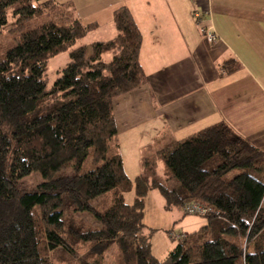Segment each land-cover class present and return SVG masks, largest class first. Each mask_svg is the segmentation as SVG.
Segmentation results:
<instances>
[{
  "label": "trees",
  "instance_id": "1",
  "mask_svg": "<svg viewBox=\"0 0 264 264\" xmlns=\"http://www.w3.org/2000/svg\"><path fill=\"white\" fill-rule=\"evenodd\" d=\"M70 4L26 30L61 3L0 0V34L15 40L6 51L0 44V264H107L114 245L113 264H264V152L219 122L145 156L130 179L121 153L110 152L119 146L115 100L148 82L142 32L121 5L115 37L88 45L98 23ZM64 52L70 61L49 86V62ZM160 161L176 186L157 177ZM71 165L77 173L55 176ZM33 172L41 182L23 186ZM153 190L166 210L207 209V223L180 233L165 259L153 254L155 230L144 222Z\"/></svg>",
  "mask_w": 264,
  "mask_h": 264
},
{
  "label": "crops",
  "instance_id": "2",
  "mask_svg": "<svg viewBox=\"0 0 264 264\" xmlns=\"http://www.w3.org/2000/svg\"><path fill=\"white\" fill-rule=\"evenodd\" d=\"M121 5L142 32L140 61L148 82L115 100L119 141L136 144L139 153L156 151L226 122L264 152V0H108V17L85 23L99 27L106 19L114 26ZM201 25L219 39L207 41ZM152 194L145 199L146 225ZM206 223L201 217L184 227Z\"/></svg>",
  "mask_w": 264,
  "mask_h": 264
},
{
  "label": "rangeland",
  "instance_id": "3",
  "mask_svg": "<svg viewBox=\"0 0 264 264\" xmlns=\"http://www.w3.org/2000/svg\"><path fill=\"white\" fill-rule=\"evenodd\" d=\"M66 1H71L70 9H72V11L78 17H80L84 23L90 21L91 18L94 17L106 18L108 17V13L111 12L109 9L106 10V6H104V3H106L108 0H56V2L61 3V8H62L61 11L60 9L57 10V12L52 10L50 12H45L44 14L38 17L29 19L28 21H26L25 29L30 30L36 27L37 25H40L46 21L51 20L54 17H57L55 16L56 13L65 14ZM13 24H14V20L11 21V25L8 26L7 28H10ZM112 32L114 34L115 33L117 34V30L115 26H113L110 21H106V19H104L102 25H100L98 29L91 31L88 34V36L84 38L83 41L86 44L91 45V43L95 40H108L111 38ZM12 36H13L12 34H8V33L0 34V44L2 47V51H6L14 45L15 40L13 39ZM106 57L107 59L111 58L110 55H107ZM69 61H70V57L68 52L61 53L50 60L48 74H47L49 86L53 84L55 79L59 76V71ZM118 143L119 146H114L110 153H113L114 151H119L121 153L126 174L130 179L135 180L136 177L142 171L143 158H145V156H151L156 151H151V150L148 151V149L147 150L142 149L143 151L141 150L142 152L139 153V151L135 149L137 146L136 144H133L132 148H129V146L126 147L125 142L121 143L118 140ZM85 159H87V157ZM86 162L89 161L87 160ZM77 172L78 171L74 169V166L71 165L68 166L67 168L58 171L55 176L58 177L63 174H75ZM157 177L160 178L162 181H165L166 184H168V186L174 187L177 185L176 179L172 177L171 171L163 161L159 162ZM41 180H42L41 174L39 172H33L30 175L24 177L21 180V183L25 187H31L41 182ZM151 192L154 195L152 194L153 195L152 198H150L148 201L146 221L148 228L155 230V233L152 237L153 254H155V256H157V258L159 259H165L179 240V237L176 238L171 237L170 232L172 231L175 232L176 234L192 232L196 228L194 227L185 228L184 227L185 224L192 220L201 218L203 216L182 214V211L179 209L166 210L164 209L163 206L164 200L162 196L159 194V192H157V190L156 191L153 190ZM125 196L128 202L130 203L133 202L132 200H134V198L132 197L130 191L126 192ZM116 250L117 248L114 245L106 253L105 258L107 264L114 263ZM79 259H80L79 257L75 259L76 264H79Z\"/></svg>",
  "mask_w": 264,
  "mask_h": 264
},
{
  "label": "built area",
  "instance_id": "4",
  "mask_svg": "<svg viewBox=\"0 0 264 264\" xmlns=\"http://www.w3.org/2000/svg\"><path fill=\"white\" fill-rule=\"evenodd\" d=\"M200 32L203 37L211 43L216 42L219 39V35L216 33V31L205 25L200 26ZM184 212L190 215H204L207 212V209L200 204L191 203L185 206ZM171 235L174 237L182 236L180 234H176L175 232H172Z\"/></svg>",
  "mask_w": 264,
  "mask_h": 264
}]
</instances>
